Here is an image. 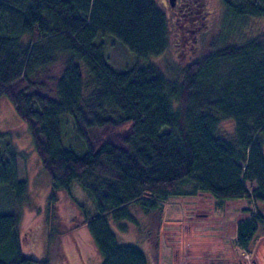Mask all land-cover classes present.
Returning a JSON list of instances; mask_svg holds the SVG:
<instances>
[{
  "label": "trees",
  "instance_id": "1",
  "mask_svg": "<svg viewBox=\"0 0 264 264\" xmlns=\"http://www.w3.org/2000/svg\"><path fill=\"white\" fill-rule=\"evenodd\" d=\"M220 2L231 16H264V0ZM102 37L115 38L133 65L114 68ZM238 40L220 42L182 67L179 80L168 79L150 62L170 45L156 0H0V98L26 125L48 176L50 239L59 233L52 215L64 193L100 264H148L135 244L117 241L109 222L126 232L124 222L135 223L132 207L160 221L169 198L207 193L251 203L234 234L249 251L264 230V31ZM63 114L82 155L63 145ZM11 135L0 131V187L14 197L0 212V264H48L20 250L28 184L17 178ZM74 181L94 214L72 197Z\"/></svg>",
  "mask_w": 264,
  "mask_h": 264
},
{
  "label": "rangeland",
  "instance_id": "2",
  "mask_svg": "<svg viewBox=\"0 0 264 264\" xmlns=\"http://www.w3.org/2000/svg\"><path fill=\"white\" fill-rule=\"evenodd\" d=\"M156 3L166 15L170 45L150 62L168 79L179 80L182 67L202 59L220 47V42L241 38L243 41L264 31V16H231L226 14L220 0H180V6L175 9L165 0H156ZM100 40L104 43L108 62L114 68L133 65V56L115 38L102 37ZM47 85L51 87L50 82ZM60 119L63 145L82 155L85 148L73 133L71 117L63 114ZM0 131H11L17 154L16 175L28 184L27 200L19 210L18 235L22 254L38 260L47 259L48 264H100L101 258L87 228L78 225L82 217L64 193L59 194L52 215L53 222L59 225V233L52 234L50 239L46 215L49 179L34 151L26 125L5 97L0 98ZM3 143L5 141H0V153ZM70 193L85 206L87 214L95 213L92 198L76 181L72 182ZM13 200V193L0 187V212H9ZM250 208L252 205L247 200L220 202L207 193H199L192 197L169 198L163 203L160 221L132 207L135 223L124 222L126 232L119 231L111 221L109 225L118 242L135 244L145 251L153 264H264V230H259L249 251L235 244V223L247 217Z\"/></svg>",
  "mask_w": 264,
  "mask_h": 264
},
{
  "label": "flooded vegetation",
  "instance_id": "3",
  "mask_svg": "<svg viewBox=\"0 0 264 264\" xmlns=\"http://www.w3.org/2000/svg\"><path fill=\"white\" fill-rule=\"evenodd\" d=\"M166 2H168V5L175 9L177 6H180V0H165Z\"/></svg>",
  "mask_w": 264,
  "mask_h": 264
},
{
  "label": "crops",
  "instance_id": "4",
  "mask_svg": "<svg viewBox=\"0 0 264 264\" xmlns=\"http://www.w3.org/2000/svg\"><path fill=\"white\" fill-rule=\"evenodd\" d=\"M145 252V251H144ZM152 260V259H151ZM148 264H153V262L152 261H150V259L148 258ZM159 264H160V262H159Z\"/></svg>",
  "mask_w": 264,
  "mask_h": 264
}]
</instances>
